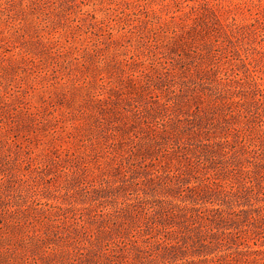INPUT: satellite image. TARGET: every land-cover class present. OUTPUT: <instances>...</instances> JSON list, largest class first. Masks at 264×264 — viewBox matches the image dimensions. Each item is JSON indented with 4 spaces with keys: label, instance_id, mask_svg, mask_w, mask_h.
<instances>
[{
    "label": "rangeland",
    "instance_id": "obj_1",
    "mask_svg": "<svg viewBox=\"0 0 264 264\" xmlns=\"http://www.w3.org/2000/svg\"><path fill=\"white\" fill-rule=\"evenodd\" d=\"M0 264H264V0H0Z\"/></svg>",
    "mask_w": 264,
    "mask_h": 264
}]
</instances>
